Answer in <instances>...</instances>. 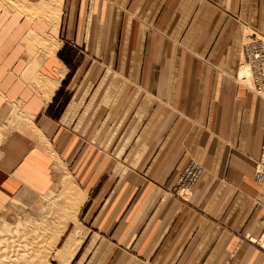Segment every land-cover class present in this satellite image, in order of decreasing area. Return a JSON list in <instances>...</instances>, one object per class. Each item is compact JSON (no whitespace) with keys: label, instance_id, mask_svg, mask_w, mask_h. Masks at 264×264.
<instances>
[{"label":"crops","instance_id":"crops-1","mask_svg":"<svg viewBox=\"0 0 264 264\" xmlns=\"http://www.w3.org/2000/svg\"><path fill=\"white\" fill-rule=\"evenodd\" d=\"M248 31L264 36V0H63L57 22L0 7V219L21 201L55 216L42 230L65 217L53 264H264V99L235 78ZM113 65L156 95L92 99ZM52 148L82 192L49 211Z\"/></svg>","mask_w":264,"mask_h":264},{"label":"rangeland","instance_id":"rangeland-1","mask_svg":"<svg viewBox=\"0 0 264 264\" xmlns=\"http://www.w3.org/2000/svg\"><path fill=\"white\" fill-rule=\"evenodd\" d=\"M62 1L63 0H49L48 2L32 5L19 0H1L0 7L5 8L7 6H12L30 18L43 16L46 19L57 22L59 17V8L62 4ZM256 34L258 37H264L259 33ZM249 35H252L250 31L246 33L244 42ZM71 56L72 54L69 53L65 59L68 60L69 66L74 69L80 64L81 59L80 57H75V55L74 57ZM114 59L116 61V57H113V63ZM242 70H248V73L243 74V77L241 75L238 76ZM111 74V82H109L111 86L109 85L107 88V96L105 97L102 86H99L98 83H94L92 87L94 90L92 91V99H147L149 96L152 97V95H156L155 93L151 92L152 90H148L143 87L145 84V78L143 75L145 73H136L130 71L120 73L113 65L111 68ZM235 78L242 87H245L250 92L255 93L264 99V91H258V89H256L254 80L251 76L250 68L244 61L243 54L241 56L240 66L237 70ZM92 89L90 88V91ZM1 122L4 125L3 128L8 129L9 132L13 131L14 129H20L16 127L13 129V126L9 120H3ZM29 125V129H32L33 126L30 120ZM52 151L56 155L57 159L55 162L56 159L54 158L55 164L58 163L61 165L65 169V172L61 175L63 179H61L60 183L58 184L61 187L60 189L63 194L61 197L63 198L59 197L55 200H49L46 204L49 211H54L56 208H61V200L67 203L66 200H68L72 194H75V197L77 196L79 192L77 193L76 188H73L74 185H72L71 182L74 183L75 186L82 192V187L77 182V176L71 168V159L66 158V156L62 155L61 153H57L54 148H52ZM62 180L64 181L63 183ZM53 188H55V191H58L59 189H56V185H54ZM32 199H37V197H32ZM31 207L32 206L30 205V202L21 201L20 203L14 205L10 216L5 217V219H0L1 264H53L50 258L51 256L54 257L55 255L58 233L57 230H59L62 223L65 222V217L60 218L59 223L55 224L54 231L50 230V226L47 228V230L46 228L42 230L43 224L41 221L44 220L43 222L46 226L47 223L51 224L52 221H54L55 216L49 214L45 218L42 217L39 219L40 216L37 211L38 208ZM245 238L249 241L251 240V238L248 236ZM251 242L254 243L256 247L264 251V233L261 235V237Z\"/></svg>","mask_w":264,"mask_h":264},{"label":"built area","instance_id":"built-area-1","mask_svg":"<svg viewBox=\"0 0 264 264\" xmlns=\"http://www.w3.org/2000/svg\"><path fill=\"white\" fill-rule=\"evenodd\" d=\"M242 54L250 68L256 89L264 91V37H258L256 33L249 35L243 44ZM262 163L256 174V180L260 183L264 182V155ZM204 171L202 165L196 161H190L178 179L175 187L176 194L189 199Z\"/></svg>","mask_w":264,"mask_h":264},{"label":"bare ground","instance_id":"bare-ground-1","mask_svg":"<svg viewBox=\"0 0 264 264\" xmlns=\"http://www.w3.org/2000/svg\"><path fill=\"white\" fill-rule=\"evenodd\" d=\"M1 1V0H0ZM248 71V70H247ZM247 71H245V70H242V72L239 74V76L241 75L242 77H243V74H247L248 72ZM246 76V75H245ZM64 176V175H63ZM64 179H66V178H64ZM69 180V179H68ZM69 183V182H68ZM69 185V184H68ZM70 187H72V186H70ZM60 192V191H59ZM62 194V193H61ZM70 196V195H69ZM72 198V197H71ZM70 198V199H71ZM73 199H75V198H73ZM76 201V200H75ZM81 204V202H78V206ZM73 206V205H72ZM76 206V205H75ZM77 208V207H76ZM74 210V209H73ZM75 211V210H74ZM72 218H73V216H71ZM70 217V218H71ZM65 224V222L64 223H62V225L60 226V228H59V232H61L62 230H63V228H64V225ZM54 240V239H53ZM56 240V239H55ZM1 241V240H0ZM57 242V241H56ZM11 243V242H10ZM52 246V245H51ZM5 247V246H4ZM6 249V248H5ZM2 250V249H1ZM66 252V248L64 249V252H62V253H60V254H63V253H65ZM1 264V263H0Z\"/></svg>","mask_w":264,"mask_h":264}]
</instances>
